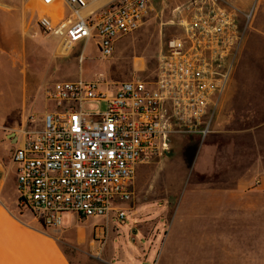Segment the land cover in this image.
<instances>
[{"label":"built area","instance_id":"1","mask_svg":"<svg viewBox=\"0 0 264 264\" xmlns=\"http://www.w3.org/2000/svg\"><path fill=\"white\" fill-rule=\"evenodd\" d=\"M38 1L45 8L40 28L71 45L67 55L82 45L81 62L90 44L100 59H110L121 40L146 25L156 3ZM173 14L164 26L177 33L163 45L153 78L56 82L46 93L54 110L39 126L28 118L18 134L12 156L18 197L46 226L61 228L68 214L126 221L139 169L168 154L177 137L204 141L216 131L252 15L228 0H190ZM101 102L105 113L84 109Z\"/></svg>","mask_w":264,"mask_h":264},{"label":"rangeland","instance_id":"2","mask_svg":"<svg viewBox=\"0 0 264 264\" xmlns=\"http://www.w3.org/2000/svg\"><path fill=\"white\" fill-rule=\"evenodd\" d=\"M158 1L146 25L121 40L110 59H100L95 45L90 44L81 62L82 45L67 55L69 45L61 46L40 28L39 17L44 7L38 0H0V139L14 132L19 134L25 126L23 121L30 117L41 125L44 114L54 110L46 93L56 82L81 78L92 81L102 76L112 85H119L136 77L153 78L163 45L177 33L176 27L164 25L174 19L173 8L186 0ZM228 1L244 13H251L252 20L221 109L227 95L244 103L251 101L252 119L233 123L234 114H228L224 121L223 108L216 131L204 141L177 137L172 140L168 154L142 166L135 179L134 199L127 205L129 213H135V223L158 221L150 217L158 207H165L168 214L161 217L167 224L180 199L179 193L185 189L241 191L238 196L225 198L192 197V202L208 199L212 206H264V128L258 136L224 134L226 125L240 129L264 122V0ZM84 109L101 114L106 112L107 105L88 103ZM211 145L215 150L208 156L207 146ZM9 188L16 193V215L50 231L74 264H138L133 260V256L140 257L139 247L133 243V232H124L121 228L131 222L130 214L126 221L111 220L108 225L100 218L78 217L74 222L73 217L64 216L63 226L54 229L21 203L16 177ZM189 197L190 192L185 190L184 205Z\"/></svg>","mask_w":264,"mask_h":264},{"label":"crops","instance_id":"3","mask_svg":"<svg viewBox=\"0 0 264 264\" xmlns=\"http://www.w3.org/2000/svg\"><path fill=\"white\" fill-rule=\"evenodd\" d=\"M189 1L179 3L173 10ZM228 96L223 107V120L227 121L228 114L231 116L234 114L233 123L237 121L242 123L244 119L251 121L254 109L251 101L244 103L238 98ZM25 122L24 120L22 125ZM225 127L226 136L244 134L258 136L260 129L264 128V122L240 129L229 128L227 125ZM17 147L18 132L0 139V264H74L59 240L50 231L30 221H24L16 215V193L9 187L16 177L12 156ZM214 148L213 145L207 146L208 156L214 152ZM244 181L241 179V182ZM185 190L190 192V197L184 205L182 194ZM185 190L179 193L180 199L167 224L161 217L168 214L165 207H158L156 214L150 217L158 219L156 222L135 223V213H129V210L131 222L121 228L124 232H133V243L139 247L140 257L133 256L134 262L138 264H264V221L260 220L264 219V206H212L208 199L197 202L190 200L192 197L238 196L241 191L237 189ZM65 216L73 217L74 222L78 219L76 215ZM132 226L135 228L131 230Z\"/></svg>","mask_w":264,"mask_h":264},{"label":"bare ground","instance_id":"4","mask_svg":"<svg viewBox=\"0 0 264 264\" xmlns=\"http://www.w3.org/2000/svg\"><path fill=\"white\" fill-rule=\"evenodd\" d=\"M105 2H108V0L104 1L103 3L97 4V5H95L94 7H100V6H102L103 4H105ZM44 9H45V8H44ZM44 9H43V12L45 11ZM43 12H42V13H43ZM86 12H87V11H84V15L86 14ZM60 45H62V44H60ZM67 45H69V44H67ZM70 46H71V45H69V47H70ZM70 48H71V47H70ZM69 51H70V49H69ZM69 51H68V52H69Z\"/></svg>","mask_w":264,"mask_h":264}]
</instances>
